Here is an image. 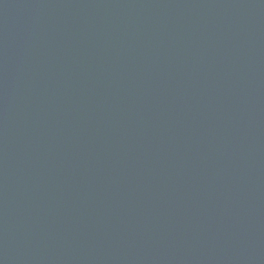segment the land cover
Wrapping results in <instances>:
<instances>
[{
  "label": "water",
  "instance_id": "water-1",
  "mask_svg": "<svg viewBox=\"0 0 264 264\" xmlns=\"http://www.w3.org/2000/svg\"><path fill=\"white\" fill-rule=\"evenodd\" d=\"M0 264H264V0H0Z\"/></svg>",
  "mask_w": 264,
  "mask_h": 264
}]
</instances>
